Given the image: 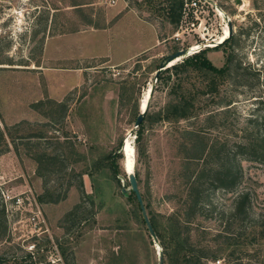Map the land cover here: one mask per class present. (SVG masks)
<instances>
[{
    "label": "rangeland",
    "instance_id": "obj_1",
    "mask_svg": "<svg viewBox=\"0 0 264 264\" xmlns=\"http://www.w3.org/2000/svg\"><path fill=\"white\" fill-rule=\"evenodd\" d=\"M118 2L152 26L156 41L116 65L91 55L131 52L139 45L131 43L135 33L128 32L126 46L120 47L113 36L104 41L102 33L85 32L112 25L109 12ZM167 3L0 0V205L7 221L0 238V255L7 261L1 264H158L160 239L151 237L129 202L126 169L135 173L147 215L165 243L172 239L173 222L186 216L192 239L220 252L207 264H264V238L258 235L264 221V161L253 153H235L249 132L264 139V0H203L181 27L182 17L175 26L163 13ZM229 24L235 58L217 95L198 98L196 117L148 122L139 156L134 114L145 106L159 64L186 48L188 55L173 60L200 51L215 66H224L230 48L217 41ZM141 33L140 42L153 43L146 28ZM205 84L193 73L186 87ZM168 92L155 81L149 113L170 101ZM209 112L213 116L206 120ZM202 147L211 149L209 156L200 158ZM119 153L116 181L108 155ZM44 154L59 158L48 162ZM190 155L197 158H184ZM220 164L237 172L234 189L215 187L206 175ZM201 170L203 201L193 214L185 203L190 186L185 176ZM83 190L93 195L94 206ZM240 191L250 195L242 217L232 210ZM49 192L57 201L37 200ZM77 203L83 211L79 220L76 215L64 219Z\"/></svg>",
    "mask_w": 264,
    "mask_h": 264
},
{
    "label": "trees",
    "instance_id": "obj_2",
    "mask_svg": "<svg viewBox=\"0 0 264 264\" xmlns=\"http://www.w3.org/2000/svg\"><path fill=\"white\" fill-rule=\"evenodd\" d=\"M183 3L184 0H168L167 5L164 8H162L166 18L169 20V22H171L175 26H177L179 21L181 20ZM233 41H234V36L230 34L222 42V45L227 44L229 45L230 48L229 51L226 52V56H225L226 62L224 66L221 67L215 66L206 57L204 52L198 51L194 55L188 56L182 59L181 61L175 62L169 67H166L159 74L157 81L169 87L168 93L171 95V98L170 101H168L161 110L155 113H149L150 105H148V109L145 113V116L135 132V143H136L135 151L139 156L143 154L142 140L146 129V124L148 122H152V121L177 122L180 120H188L191 117H196L201 112L196 105L198 98L206 94H209L211 96L217 95L219 90L218 85L226 77V75L230 74V65L232 64L235 58L233 50L231 48V46L233 45ZM193 73H195V75L197 76H200L202 79L203 78L205 79L206 81L205 88H195L193 90H188L186 86L188 84V81L190 80V75ZM39 103H41V101L33 105L35 106L38 105ZM53 104L59 106L60 108H62L61 106H63V103L60 104L54 102ZM138 113L139 110L137 108L134 114L135 118ZM212 116H213L212 112H209L206 115L205 119L207 120ZM0 135L2 138L3 135L2 134ZM251 135L253 134L249 132V135L245 136L243 140H240V142L236 143L235 153L237 155L253 153L256 156V158L258 157L259 160L264 161V139L262 137L261 138L257 136L253 137ZM257 141H262V142H257ZM199 152H200L199 156L200 158H202L203 155L209 156L211 149L210 148L206 149V147H202ZM44 155H46L47 160L46 159L45 160L48 162L51 160H55L56 157H58L55 154L54 155L44 154ZM120 156L122 157L121 153L117 154V156L108 155V158L110 160L109 170L111 172L112 178L115 179L116 181H119L116 178V175L119 172V170L117 169L115 161L117 157ZM43 158L44 157L42 156H38L37 157L38 162H42ZM184 158L187 160L188 158L192 159L197 157L194 155H190V156H184ZM63 160L67 161V158L63 156ZM208 163L210 162L208 161ZM184 164L187 163L183 162V165ZM215 164H217V166L219 165L217 162ZM239 165H238V169H239L238 171L240 172ZM223 166L224 165L220 164L219 170L217 171L215 170L213 172L211 171V169L214 168L209 167L208 168L209 172L206 175L209 176L210 182L215 187H219L223 190H232L234 189L235 185H238L237 182L238 174H236L237 173L236 171L235 173L234 172L231 173L229 166L227 165L224 167ZM222 167L223 168L226 167L224 171L220 170ZM202 172L203 170L196 172V174L192 175V173H190L187 176H185L190 185L189 194L187 195L188 199L185 201V203L188 204L186 206L189 209H191L193 214L196 211H198V208H200L199 205H201L203 201L199 197L204 192V189L202 188L203 185L202 179H200ZM81 174L82 173H80V175ZM124 176H126V174H124ZM82 193L84 194V198L88 199L89 203L94 206L95 202L93 195L87 194L86 192H84V190ZM50 195H52L50 192L39 195L37 197V200L39 202L57 201L56 199L58 198L51 199ZM46 196H49L50 199L48 197L45 198ZM128 197L130 198L129 202L132 203L135 214L138 217V219H140L142 223L145 222L134 192L131 191V194H129ZM249 202H250L249 193L240 191L235 197L233 202L232 210L234 215L238 217L245 216L247 214L248 208L250 207ZM82 213H83L82 206L80 203H77L65 213L64 219L69 220L70 218L76 215V217H78L79 220L80 218L79 215H81ZM148 218L156 236L160 239V244L162 246V256H165L167 258V262L169 264H207L208 260L213 261L219 258L220 252L218 250L209 252V249L206 248L207 245H202L200 244V242H197L192 239L190 232L191 230L187 226L189 220L186 218V216H182L181 219H176L173 222L174 231L172 232L173 234H171L172 239L168 241V243H165L163 240H161L154 218L152 216H149ZM258 225H259L258 235L261 238H264V221L258 223ZM6 230H7V221L4 214V207L0 205V238L5 236ZM3 257L4 256L0 255V264L4 261H7V259ZM12 262L14 264H25V262L21 260L19 261L16 260Z\"/></svg>",
    "mask_w": 264,
    "mask_h": 264
},
{
    "label": "crops",
    "instance_id": "obj_3",
    "mask_svg": "<svg viewBox=\"0 0 264 264\" xmlns=\"http://www.w3.org/2000/svg\"><path fill=\"white\" fill-rule=\"evenodd\" d=\"M109 14H110V18L115 17V20L112 25L110 24L109 26L102 27L100 29L97 27V29H95L93 32L87 31L85 33H102L103 35L102 39L104 41L109 40V38L113 36L114 38L118 39L119 43H122L120 47H123V46H126V44L124 43V40H126V34H128V32H131V33H135V36H136L131 42L132 45H136V44H139V45L135 47V49L131 52H126V51L124 52V51L119 50L118 53H116V55L114 53H109V55L107 54L97 55L96 54V55H91V56L103 57V58L106 57L108 58L109 61H112L114 64L119 65V64H123L127 62L130 58L143 52L146 48H149L152 45H154V42L156 41V36H155V31L153 30L152 26L145 23L144 20L139 19L137 16H134L131 13V9L127 7V4L123 2L116 3V5H114V7L111 9V12H109ZM145 28L150 32V35L153 36L154 38L153 43L151 42L147 45H145L143 42H140L143 36V33L141 32H143ZM74 35L76 34H73L71 36H74ZM57 39H60V38H57ZM63 39L64 38H61L60 40H63ZM61 45L57 47H60Z\"/></svg>",
    "mask_w": 264,
    "mask_h": 264
},
{
    "label": "water",
    "instance_id": "obj_4",
    "mask_svg": "<svg viewBox=\"0 0 264 264\" xmlns=\"http://www.w3.org/2000/svg\"><path fill=\"white\" fill-rule=\"evenodd\" d=\"M231 34V27H230V24H229V34ZM187 50L186 48H183V49H180V50H177L176 52L168 55L165 60H163L158 68L156 69L155 73H154V82L151 84L150 86V89H149V92H148V97H147V100H146V104L143 108H141V106L139 105V113L137 114L135 120H134V128H137L144 116H145V113L148 109V105H149V100L152 96V93H153V90H154V83L155 81L157 80L159 74L166 68V67H169L170 65L174 64L175 62H177L178 60H173L177 57H184L186 54H187ZM131 133V132H130ZM122 153H123V157L125 155V152H124V143L122 142L121 144V147H120ZM126 169V168H125ZM126 175H127V179H128V183L130 184V189L131 191L134 192V194L136 195V198H137V201L139 203V206H140V209H141V213L143 215V218L145 220V224L147 226V229L151 235V237L155 240L157 238L154 230H153V227L149 221V218H148V215H147V212H146V209H145V206H144V203H143V200H142V197H141V194H140V191H139V188H138V183H137V179H136V176H135V173L133 171L131 172H127V169L124 170ZM122 190L124 191L125 189L122 188ZM158 264H164V261H163V256L161 253H159V257H158Z\"/></svg>",
    "mask_w": 264,
    "mask_h": 264
},
{
    "label": "built area",
    "instance_id": "obj_5",
    "mask_svg": "<svg viewBox=\"0 0 264 264\" xmlns=\"http://www.w3.org/2000/svg\"><path fill=\"white\" fill-rule=\"evenodd\" d=\"M202 1L203 0H184L183 8H182V21H180L179 27H181L183 19L188 15L189 11L190 10H197L201 6ZM184 21H185V19H184ZM191 24H194V22ZM202 46L205 47L206 45L204 44Z\"/></svg>",
    "mask_w": 264,
    "mask_h": 264
},
{
    "label": "bare ground",
    "instance_id": "obj_6",
    "mask_svg": "<svg viewBox=\"0 0 264 264\" xmlns=\"http://www.w3.org/2000/svg\"><path fill=\"white\" fill-rule=\"evenodd\" d=\"M228 34H229V28H228L227 35H226L224 38H222L221 40H218L217 43H220V42H222L223 40H225V39L228 37Z\"/></svg>",
    "mask_w": 264,
    "mask_h": 264
}]
</instances>
